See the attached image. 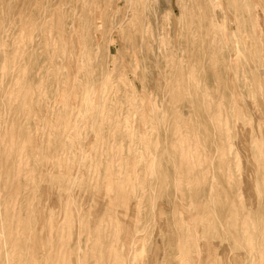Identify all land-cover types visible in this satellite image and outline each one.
<instances>
[{
  "label": "rangeland",
  "instance_id": "obj_1",
  "mask_svg": "<svg viewBox=\"0 0 264 264\" xmlns=\"http://www.w3.org/2000/svg\"><path fill=\"white\" fill-rule=\"evenodd\" d=\"M0 264H264V0H0Z\"/></svg>",
  "mask_w": 264,
  "mask_h": 264
}]
</instances>
